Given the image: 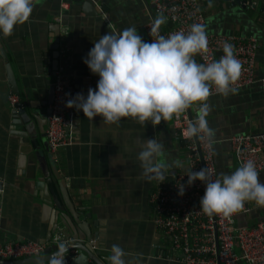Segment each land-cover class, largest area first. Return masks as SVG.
I'll return each instance as SVG.
<instances>
[{
    "label": "crops",
    "instance_id": "crops-1",
    "mask_svg": "<svg viewBox=\"0 0 264 264\" xmlns=\"http://www.w3.org/2000/svg\"><path fill=\"white\" fill-rule=\"evenodd\" d=\"M146 1L35 0L29 19L15 26L10 36L0 37L20 91V95L13 92L8 82V63L0 50V241L34 240L49 245L56 213L44 201L46 192L39 185L43 183L31 179L27 171L33 144L23 127L13 123L9 95L16 94L28 111L40 106L45 110L42 101L58 68H63L76 93L86 95L89 87L95 89L98 76L82 57L101 35L127 27H136L142 39L150 42L145 25L155 14L149 8L152 0ZM235 1L205 0L206 29L256 36L260 42L256 73L264 78V0ZM168 27L166 23L159 26L162 31ZM206 103L208 124L215 130L218 174L229 173L239 166L229 138L264 131V86L256 82L227 95L211 96ZM72 110L74 142L61 148L55 158L49 155V168L52 176L54 169L64 178L67 203L70 197L84 220L81 223L92 232L98 258L109 264L111 246L117 244L125 251L126 264H183L184 254L174 250L169 237L155 226L150 196L162 183L146 180L137 159L138 144L155 137L164 146L158 161H182L183 167L166 170L170 177L188 168L187 148L172 128L174 115L155 126L132 117L106 124L100 116L91 120L82 111ZM258 178L264 182V172ZM245 204L250 212L237 215L236 224L251 226L264 219V206L254 201Z\"/></svg>",
    "mask_w": 264,
    "mask_h": 264
},
{
    "label": "clouds",
    "instance_id": "clouds-1",
    "mask_svg": "<svg viewBox=\"0 0 264 264\" xmlns=\"http://www.w3.org/2000/svg\"><path fill=\"white\" fill-rule=\"evenodd\" d=\"M34 6L35 0H0V37L10 36L15 26L26 22ZM166 19L162 14L153 19L149 34L156 38L151 42L143 40L136 27L101 35L82 57L90 72L98 76L95 89L89 87L86 95L77 92L66 100V106L82 111L91 120L100 116L106 124L132 117L155 126L199 102L197 117L187 123L183 135L192 138L203 134L211 140L215 130L206 119L210 110L207 98L213 87L221 95L235 91L231 85L239 77L240 62L233 45L225 41L218 61L197 63L194 55L206 50L208 43L204 26L193 23L187 32L178 30L165 37L158 34V29ZM138 148L142 176L148 181L162 183L166 170L183 167L178 159L171 163L157 160L164 146L155 137L144 138ZM186 176L187 186L196 180L204 185L198 208L205 215L228 217L241 210L247 201L264 206V182L258 178L251 159L215 179L206 167L188 170ZM185 184L177 187L178 195L184 194ZM69 247L72 244L64 241L56 243L47 264H65ZM125 255L119 245L113 244L109 264H126Z\"/></svg>",
    "mask_w": 264,
    "mask_h": 264
},
{
    "label": "built area",
    "instance_id": "built-area-1",
    "mask_svg": "<svg viewBox=\"0 0 264 264\" xmlns=\"http://www.w3.org/2000/svg\"><path fill=\"white\" fill-rule=\"evenodd\" d=\"M205 0H152L155 16L164 15L168 29H158L159 35L167 37L178 30L187 32L190 25L200 23L207 35V48L194 55L198 63L218 61L223 55L222 46L225 41L233 45L235 57L241 65L239 77L231 87L235 91L260 82L264 86V78H258L256 73V59L260 49V42L254 35H240L235 33L211 32L206 29ZM152 20L145 25V31L150 39ZM64 55V54H63ZM53 101L50 105L51 114L47 120L46 135L50 154L56 157L59 150L74 142L75 114L72 108L66 106V100L76 94L71 87V80L63 68H58L52 83ZM215 92L213 87L212 94ZM208 97V98H209ZM11 105L19 101L16 94L9 95ZM198 106L191 109V115L186 109L179 116L174 115L173 131L187 148L188 168L172 177L165 171V181L152 193L150 202L154 210L156 228L169 237L172 248L184 254L183 264H264V219H258L249 226L236 224L237 215L250 212L247 204L236 213L225 217L222 214L205 215L199 210V199L204 193V185L199 180L191 186L185 184L186 171H198L206 167L213 179L219 176L214 151V140H209L203 134L185 138L183 131L189 121H194L198 114ZM207 119V116H206ZM208 121V119H207ZM238 165L251 159L257 171L264 172V131L258 133H243L229 138ZM185 184L184 194L178 195V188ZM2 211L0 208V219ZM62 241L58 231L51 238L49 244ZM47 243L34 240L3 242L0 241V259H23L44 255ZM36 264H47L42 261Z\"/></svg>",
    "mask_w": 264,
    "mask_h": 264
},
{
    "label": "water",
    "instance_id": "water-1",
    "mask_svg": "<svg viewBox=\"0 0 264 264\" xmlns=\"http://www.w3.org/2000/svg\"><path fill=\"white\" fill-rule=\"evenodd\" d=\"M235 2L238 4H244L245 0H236ZM146 3L148 4L147 1ZM149 8L152 12L153 6L151 5ZM153 18H155V16H153ZM0 50L6 63H8L6 67L8 72V82L12 86L13 92L20 95L14 71L4 48V40L2 41L1 38ZM53 96V87L51 86L48 89L46 100L42 101V105L45 108L44 111L40 109L41 106L33 111H28L23 106L22 101L12 105L11 116L13 123L17 126L23 127V131L27 134V137L33 144L31 145L32 150L28 153L27 171L29 172L31 179L37 180V183H43L39 185H43V191L45 190L46 192L44 201L46 204L53 206L56 211L51 228V237L59 231L62 235V241L72 244L73 246L68 248V252L65 256V264H90L89 261H92L93 264H103L93 249V244L91 243L92 232L81 223L84 220L72 204L70 197L68 198L70 203H67L64 190V178L59 176L54 169V175H51V170L49 168L50 148L45 129L47 122L46 120L44 123L40 122V117L46 118L51 114L50 105L52 104ZM188 112L191 115L190 107L188 108ZM39 137H41V139H39ZM60 194L64 198L63 203L60 202ZM50 240L51 239L48 241ZM55 250V244H49L43 256L23 259H0V264H36L42 261H47L46 259L50 256L51 252ZM72 251H75V253Z\"/></svg>",
    "mask_w": 264,
    "mask_h": 264
},
{
    "label": "flooded vegetation",
    "instance_id": "flooded-vegetation-1",
    "mask_svg": "<svg viewBox=\"0 0 264 264\" xmlns=\"http://www.w3.org/2000/svg\"><path fill=\"white\" fill-rule=\"evenodd\" d=\"M43 111H44V110H43ZM48 117H49V116H47L46 118H41V117H40V122H43V121H45V120H46V122H47Z\"/></svg>",
    "mask_w": 264,
    "mask_h": 264
},
{
    "label": "rangeland",
    "instance_id": "rangeland-1",
    "mask_svg": "<svg viewBox=\"0 0 264 264\" xmlns=\"http://www.w3.org/2000/svg\"><path fill=\"white\" fill-rule=\"evenodd\" d=\"M242 264H246V263L244 262V263H242Z\"/></svg>",
    "mask_w": 264,
    "mask_h": 264
}]
</instances>
